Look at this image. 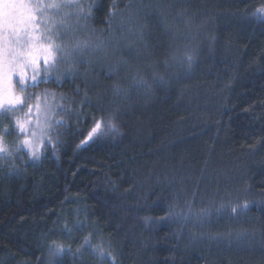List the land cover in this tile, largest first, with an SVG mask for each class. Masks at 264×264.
<instances>
[{"label": "trees", "instance_id": "obj_1", "mask_svg": "<svg viewBox=\"0 0 264 264\" xmlns=\"http://www.w3.org/2000/svg\"><path fill=\"white\" fill-rule=\"evenodd\" d=\"M26 6L28 37L91 46L26 69L28 107L0 113V264H264V0ZM25 38L0 32L6 60Z\"/></svg>", "mask_w": 264, "mask_h": 264}, {"label": "snow or ice", "instance_id": "obj_2", "mask_svg": "<svg viewBox=\"0 0 264 264\" xmlns=\"http://www.w3.org/2000/svg\"><path fill=\"white\" fill-rule=\"evenodd\" d=\"M40 10V5H37V11ZM260 15L259 19H264V8L257 10ZM42 14V13H41ZM40 21L37 20L36 16L31 14V9H28L26 6V0H0V32L5 29L9 33H15L17 30H22L25 32V39H17L14 43L17 44V47L20 49H27L24 51H17L15 49H8V56L10 59L6 60L4 56L5 49L0 45V109H3L5 113H12L17 109L15 105H21L23 108H27L28 105L25 103L22 97L16 96L11 91V80L14 75L19 76V83L23 85L27 82L28 77L24 75L26 69H31L33 75L30 77L32 80L33 87L37 86L36 83V73L39 71V65L43 64L44 72L47 75L50 71L60 70L56 67L57 63H62L64 61L71 60L72 58L82 55L83 50L91 46L89 41H75L71 45H65L64 48H61L59 45H56L52 42L51 39H48L47 43H42L39 41V37H28V30L33 29L35 26H38ZM101 45H96L100 47ZM56 52H60L61 61H56ZM185 60L188 62L189 68L191 67L194 56L192 54L185 53ZM51 63V68L48 66ZM67 74V70L65 73ZM59 77H57L58 79ZM6 82V83H5ZM47 83V79L42 81ZM23 91V88L21 89ZM117 93L120 92V89L117 87L115 89ZM7 105V107H5ZM22 110V109H21ZM67 110H64L66 114ZM102 123L105 125V130L101 131ZM66 126L63 122L53 121L45 117L44 127L40 128L41 135L51 136L52 132L50 129L56 127L57 125ZM24 123H21L19 120L15 122V128L19 132L24 131ZM7 132V129L4 130ZM108 132H118L117 126L113 123V117L109 116L106 121L97 120L94 123V126L90 130L87 140H91L93 135L99 133L101 136L106 135ZM32 134V133H29ZM51 143V141H49ZM23 145L28 146L29 155L34 160L40 159V153L38 150L33 149L31 142L28 139L22 141ZM15 151L19 152L20 148L17 147ZM0 153H4L3 159H7L13 156V152L9 151L4 144V135L0 134ZM244 208H247V204L242 205ZM233 212L236 211L235 207L232 209ZM85 243H90V241L85 240ZM51 251V250H50ZM65 251L62 245H57L56 250L53 253L54 255H62ZM79 251V249H77ZM103 256V252L100 253ZM111 260L112 258L109 257ZM112 264H115V261L112 260Z\"/></svg>", "mask_w": 264, "mask_h": 264}, {"label": "rangeland", "instance_id": "obj_3", "mask_svg": "<svg viewBox=\"0 0 264 264\" xmlns=\"http://www.w3.org/2000/svg\"><path fill=\"white\" fill-rule=\"evenodd\" d=\"M16 77H18L19 78V76H16ZM6 83V82H5ZM15 84H17L18 86H19V88H20V90L23 88L22 87V85L19 83V81H13V80H11V91H12V93L14 94V95H16V96H19V93H18V87L17 86H15ZM23 86H24V84H23ZM5 107H7V105H5ZM2 111H4L3 109H0V113L2 112Z\"/></svg>", "mask_w": 264, "mask_h": 264}]
</instances>
